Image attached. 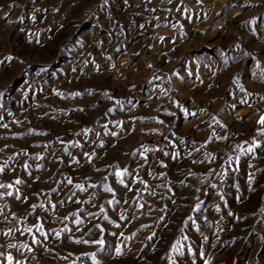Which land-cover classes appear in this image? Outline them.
Here are the masks:
<instances>
[{"label": "rangeland", "instance_id": "rangeland-1", "mask_svg": "<svg viewBox=\"0 0 264 264\" xmlns=\"http://www.w3.org/2000/svg\"><path fill=\"white\" fill-rule=\"evenodd\" d=\"M261 117L264 0H0V264H264Z\"/></svg>", "mask_w": 264, "mask_h": 264}, {"label": "snow or ice", "instance_id": "snow-or-ice-1", "mask_svg": "<svg viewBox=\"0 0 264 264\" xmlns=\"http://www.w3.org/2000/svg\"><path fill=\"white\" fill-rule=\"evenodd\" d=\"M169 3H171V0H169ZM21 19H22V18H21ZM32 19L34 20L35 17H32ZM141 27H143V26H141ZM161 39H163V38H161ZM242 90H243V89H242ZM76 95H80V94L77 93ZM120 103H121V102H120L119 100L116 101V104H120ZM241 103H242V104H243V103H247V101L242 100ZM114 110H115V109H109V112L114 111ZM185 114H187V110H185ZM170 115H173V114L170 113ZM191 115L195 116L196 113L193 112V113H191ZM0 119H2V118H0ZM213 119L215 120V118H213ZM159 122H160V123H163V121H159ZM216 123L219 124V121L216 120ZM257 123H258L259 125H261V126H264V117H261L260 120L257 121ZM2 126H3V127H7L8 125H7V124H4V125H2ZM105 127H107V125H105ZM221 127H224V126L221 125ZM91 131H92V129H85V130H84L85 134L88 133V132H91ZM36 134H38V135H46L47 133H36ZM261 134H264V129L261 130ZM78 135H79V133H78ZM217 139H227V137H217ZM61 143H63V141H61ZM71 143H72V146H73V147H78V146H79V147H82L81 145L77 144L76 142H71ZM202 147H203V145H202ZM237 147H239L240 150H241L242 152H244L245 154H247V153H254V152L256 151L257 148L264 147V146L259 145L258 143H255V144H253V145H251V146H249V147H247V148H243L242 146H239V145H238ZM64 151L67 152V148H65ZM145 151H149V150H148V149H145ZM197 151H199V149H197ZM24 154L27 155L26 152H25ZM69 155H70V153H69ZM141 155H143V153H141ZM165 155H167V153H165ZM84 156L87 157V160H88L89 163L92 162V155H90L89 153L85 152V153H84ZM37 158H39V157H37ZM145 159H146V158H145ZM230 159H231V158H230ZM237 159H238V157H237ZM193 162H194V163H197V162H199V161H193ZM73 163H77V164H78V163H79V160L74 159V160H73ZM25 168H27V165H25ZM4 171H5V169H4L3 167H0V172H4ZM96 171L99 172V171H101V170H100L99 168H97ZM126 172H127L126 169H125V170H117V171H115V173L113 174L116 178H118L119 183L122 184V185H124V176L126 175ZM104 180L107 181V176L104 177ZM138 182H140V183H145L143 180H139ZM22 183H23V181H21L20 179H17V180L14 181V184H16V185H19V184H22ZM67 184L72 185V184H73V180H72L71 178H68V179H67ZM75 187H76L77 189H79L81 192L86 191L85 187H84L83 185H81V184H76ZM91 187H97V185H91ZM101 187L103 188V191H104V192L113 193V195H114V191H113V188H112V187L108 186L107 184L101 185ZM125 187H128V185H125ZM0 188H8V189H11V188H13V183H9V184H7V185H5V184H0ZM145 188H147V185H146V184H145ZM129 190H131V189L129 188ZM149 194H151V193H149ZM3 195H5V193H0V196H3ZM6 195H7V196H13V192L9 191V192L6 193ZM16 198H19V197H16ZM79 202H80V201H76V203H79ZM61 203H63V201H62ZM108 203L111 204L112 201L110 200V201H108ZM33 207H35V205H33ZM51 207H52V208H55L56 205H55V204H52ZM140 207L143 208L144 205L141 204ZM100 211H101V212H104L105 210H104L103 207H101ZM92 215H95V214H92ZM64 219H67V217H65ZM105 219H107L106 216H105ZM121 219H125V217L121 216ZM74 222H75V224H77V225H80V224L83 223V221H82V220H79V219L75 220ZM117 226H119V225H117ZM40 227H42V226H38V230H39ZM97 227H99V226H97ZM28 231H31V229H28ZM100 231H103V229L100 228ZM56 234H57V236L59 235L58 232H57ZM45 235H46V234H45ZM121 235H123V234H121ZM149 239H151V237H149ZM33 242H34V243H39V241H36L35 239H34ZM75 242H76V243H80L81 241L77 240V241H75ZM83 243H89V241L85 240V241H83ZM92 243H93V244H97V245H101V246L105 245V241L102 240V239H98V240L92 241ZM11 247H16V245H12ZM25 247H26V246H25ZM29 250H31V249H29ZM174 250L177 251V252H179V248H174ZM115 251H116V254H117V255H121V254H122L120 248H117ZM93 258L95 259V257H93ZM6 259H7V264H13V260H14V258H13V256H12L11 254H9V255L6 257ZM17 264H18V262H17Z\"/></svg>", "mask_w": 264, "mask_h": 264}, {"label": "crops", "instance_id": "crops-1", "mask_svg": "<svg viewBox=\"0 0 264 264\" xmlns=\"http://www.w3.org/2000/svg\"><path fill=\"white\" fill-rule=\"evenodd\" d=\"M174 178V177H173ZM170 180V179H169ZM172 188V190H173V186L171 187ZM165 189H168V186H166L165 187ZM168 191V190H167ZM169 192V191H168ZM167 192V193H168ZM174 192V191H173ZM170 193H171V191H170ZM145 195H146V193H145ZM171 196H172V194H171ZM168 197L167 195H165V201H167L168 202V199L170 200V198H172V197ZM199 195H197V197H198ZM196 197V201H194V202H192V206L190 207V208H188L187 210H186V213H194V212H196L195 210V208L196 207H198L199 208V206H201L200 205V198L198 197L197 198ZM167 206H165V213H177V212H179V209H178V207L177 206H174V203L173 202H171V200H170V202H169V204H166Z\"/></svg>", "mask_w": 264, "mask_h": 264}, {"label": "built area", "instance_id": "built-area-1", "mask_svg": "<svg viewBox=\"0 0 264 264\" xmlns=\"http://www.w3.org/2000/svg\"><path fill=\"white\" fill-rule=\"evenodd\" d=\"M150 143H151V142H150V141H148V140H147V141H145V144H146V145H149Z\"/></svg>", "mask_w": 264, "mask_h": 264}]
</instances>
